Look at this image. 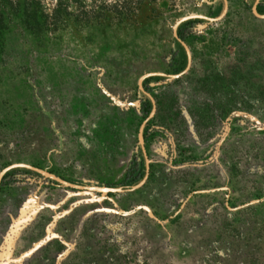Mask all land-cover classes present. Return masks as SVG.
Returning a JSON list of instances; mask_svg holds the SVG:
<instances>
[{"label": "rangeland", "instance_id": "obj_1", "mask_svg": "<svg viewBox=\"0 0 264 264\" xmlns=\"http://www.w3.org/2000/svg\"><path fill=\"white\" fill-rule=\"evenodd\" d=\"M36 0L0 31V264H264V18L252 0ZM256 10L264 14V0ZM178 32H181L182 37ZM177 41V40H176ZM183 49V50H182ZM151 79V80H148ZM139 188L131 190L146 175Z\"/></svg>", "mask_w": 264, "mask_h": 264}, {"label": "water", "instance_id": "obj_2", "mask_svg": "<svg viewBox=\"0 0 264 264\" xmlns=\"http://www.w3.org/2000/svg\"><path fill=\"white\" fill-rule=\"evenodd\" d=\"M223 1V12L222 14L217 17V18H209V17H205V16H200V15H189V16H184L182 18H180L179 20L176 21V23L174 24L173 26V36L174 38L183 46L185 52H186V55H187V67L186 69L178 74V75H171V74H164V73H158V72H148V73H145L143 74L139 79H138V88L139 90L145 94L151 101V104H152V108H151V111L148 115V117L141 123V125L139 126V129H138V142H139V145H140V149L142 151V154L144 156V159H145V165H146V171H148V158H147V154H146V150H145V147H144V137H143V130H144V126L146 124V122L153 116L155 110H156V105H155V101L153 99V97L144 90L143 88V82L145 79L149 78V77H153V76H164V77H170V78H173V77H177V76H180L182 75L188 68L189 64H190V52L188 50V47L186 46V44L178 37V34H177V28L178 26L184 22V21H187V20H190V19H204V20H209V21H216V20H219L226 12V9H227V0H222ZM259 0H254V3H253V7H252V10H253V14L258 17V18H264V14H259L256 10V6L258 4ZM15 168H25L27 170H30V171H33L45 178H48L52 181H55L61 185H64L66 187H71V188H77V189H81V190H88V191H92V192H99V193H102V194H105V193H108V192H122L124 191L125 189L123 188H111V187H106V186H81V185H77V184H73V183H70L56 175H53L49 172H47L46 170H43L41 168H38V167H35V166H32L30 164H25V163H13L5 168H3L1 171H0V182L3 178V176L10 170L12 169H15ZM147 177V172H146V175L144 176V178L137 184V185H134L132 186L130 189L133 190V189H136V188H139L140 186H142V184L145 182V179Z\"/></svg>", "mask_w": 264, "mask_h": 264}, {"label": "trees", "instance_id": "obj_3", "mask_svg": "<svg viewBox=\"0 0 264 264\" xmlns=\"http://www.w3.org/2000/svg\"><path fill=\"white\" fill-rule=\"evenodd\" d=\"M35 3H36V0H0V31L3 29V21L12 20L11 15L15 10H17L19 6L24 5L25 8H28V7H32L33 5H35ZM197 21H200V20L197 19ZM178 33L181 37L183 36L181 35V32H178ZM175 45L180 48H183V46L176 40H175ZM148 80H151V79H148Z\"/></svg>", "mask_w": 264, "mask_h": 264}]
</instances>
